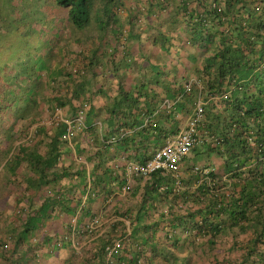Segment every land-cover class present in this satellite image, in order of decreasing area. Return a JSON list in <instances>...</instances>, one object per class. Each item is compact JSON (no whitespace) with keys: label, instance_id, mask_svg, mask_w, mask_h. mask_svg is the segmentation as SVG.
<instances>
[{"label":"crops","instance_id":"crops-1","mask_svg":"<svg viewBox=\"0 0 264 264\" xmlns=\"http://www.w3.org/2000/svg\"><path fill=\"white\" fill-rule=\"evenodd\" d=\"M162 1H135L140 9H148L138 22L135 16L139 10L127 11L125 6L129 7L131 0H122L125 6L118 10V24L103 30L72 27L67 9L55 4V11L51 9L48 16L53 28L39 36L41 42L44 40L43 46L35 45L26 52L30 56L23 55L16 61L9 57L11 60L8 58L3 64L5 70L0 72V239H11L7 232L12 225L21 226L29 213H33L30 204L33 196H36L37 209L48 194L62 196L66 199L65 206L70 208L65 211L56 207L51 217L32 232L28 243L39 245V249L22 251L27 264H70V261L75 264L87 259L106 264L104 258L100 262L98 249L118 237L125 238L121 263H260L255 259L264 254V244L255 246L251 240L260 234L264 239V231L261 232L262 224L254 218L255 212L250 211L247 220L238 222L224 215L223 229L216 237L208 232L198 233L194 228V221L200 222L205 215L211 195L199 194V184L186 170L187 160L181 165L183 180L182 184L177 180L176 197L172 199L174 196L170 194L169 200L149 202L146 207L140 206L145 193L152 194V198L157 194L144 188L146 179L128 174V166L152 156L164 135L184 130L197 103L206 97L201 71L208 52L200 45L189 43L193 26L187 18L181 13L173 16L179 0L170 3V14L161 10ZM122 33L129 36L126 50H119L111 57L105 48L114 45ZM34 44L32 41L31 48ZM129 57H132L130 63ZM84 64L88 65L87 77L70 79L72 68L77 71ZM188 83L197 93L195 106L193 103L188 105L190 110L171 112L173 101L169 97L173 98V93L176 95ZM81 84L87 87L91 118L82 128L74 129L70 137L60 138L61 157L50 173L41 178L29 155L47 154L52 136L58 130V120L67 123L73 114L74 105L57 107L59 99L73 92L83 97ZM120 88L133 97L140 96L139 109H128L129 112L124 109L118 116L112 113L113 97ZM49 102L56 107L51 108ZM49 114L53 116L52 121ZM199 145L200 153L196 158L191 154L189 163L194 160L198 166L215 169V173L225 178L224 160L217 152ZM54 175L57 176L54 186L41 185ZM98 176L106 181L97 183ZM182 193L195 195L191 201ZM230 193L225 187L217 194L228 196ZM16 214L21 215L19 219ZM96 217L100 219L99 226L88 232L87 227ZM175 217H183L185 222L172 228ZM211 219L217 221L214 216ZM142 226H146V232L137 230ZM185 227H191L192 231L184 233ZM157 228L161 230L154 231ZM147 234L153 235L149 243L156 244L162 254L154 257L145 251L141 243ZM60 239H69L68 246L57 247ZM6 253L9 256L11 252ZM2 256L0 253V264H10Z\"/></svg>","mask_w":264,"mask_h":264},{"label":"trees","instance_id":"trees-1","mask_svg":"<svg viewBox=\"0 0 264 264\" xmlns=\"http://www.w3.org/2000/svg\"><path fill=\"white\" fill-rule=\"evenodd\" d=\"M55 1L57 5L67 9L68 21L72 27L86 30L94 27L103 30L117 25L119 22L118 10L125 6L122 0ZM135 1L138 3V0H131V4L129 7L125 6V9L132 12V10L137 8L140 13L135 16V19L141 22L148 9L143 7L140 9ZM172 1L174 4L176 3L175 0L160 2L161 10L170 14L169 8ZM176 9L177 13L173 16L181 13L184 18H187L189 24L193 26V34L189 43L200 45L208 52L201 71L205 77L202 89L206 93V97H204L206 101L204 105L205 119L199 125V142L193 147L190 155L185 160L188 161L189 167L186 170L190 172V177L199 184L197 187L199 194L204 197L210 194L211 198L208 199L205 215L202 216L200 222L194 221L193 226L198 233L208 232L212 237H216L223 229L224 215L227 214L228 218L231 220L236 219L238 222V220H247L251 211L256 213L254 215L256 221L262 224L261 232L263 233L264 0H179ZM128 40L129 36L126 33H122L116 38L114 45L106 46L105 52L111 57L119 50L125 52ZM100 44L101 46L103 45V43ZM127 61L130 63L132 57H129ZM73 69L70 74L68 73L71 75L70 79L72 80L86 78L88 75V65L86 64L77 71ZM3 70H5L4 65L0 66V72ZM79 87L80 92H83V97L80 93L73 92L71 96L67 95L65 98L59 99V103L56 100H52L54 103H58L57 107H63L66 104L74 105L73 114L68 121H75L82 111L83 124L81 126L75 125V129L82 128L86 120L91 118L90 111L92 108L91 101L87 99L86 85L81 84ZM169 90L172 92L171 89ZM196 94L193 89L188 91L186 86L185 88L182 87L176 95L173 93V98L169 97V101H173L171 112L177 113L179 110H190L188 105H193L194 103L195 106L194 97ZM113 98L112 113L116 116L124 112V109L129 112L128 109L131 111L133 108H140V96L133 97L125 89L120 88L118 95ZM74 99H76V103H74ZM49 104L51 108L56 107L55 104L50 102ZM194 106L191 112H193ZM68 126V123L58 120V130L52 136L47 154L44 157L34 153L29 155L33 157L35 161L34 167L37 168L41 178L46 177L47 172L50 173V169L54 168L58 163L61 157L58 143L60 138L66 135ZM177 133L178 131L164 135L161 140L163 142H160L152 156L143 158L142 162L139 163L148 162L155 152L165 145L167 139ZM159 137L161 138V136ZM199 144L206 147L207 151L217 152L224 160L227 167L225 178H223V175L215 173V171L204 174L202 170L206 167L198 166V163L194 160L189 163L192 158L191 154L196 158V154L200 153L201 145ZM102 162L99 163V167ZM196 167L201 168L196 169ZM137 176L146 179L144 185L146 190L157 194L152 198V194L147 195L145 193L140 205L142 207H146L149 202L150 204L156 201L165 202L169 200L170 194L174 196L171 197L173 199L179 192L177 190L179 187L177 185V177L172 172L158 170L148 176ZM178 177L182 184V177L180 175ZM96 179L97 183L106 181L102 176H98ZM56 180L57 176L54 175L50 181H43L41 185L52 184L54 186V181ZM225 187L231 193L228 196L226 194L218 196V191L225 189ZM194 195L182 193L186 200H191V196L194 197ZM34 197L36 196L30 199L31 209L34 208L33 213H29L31 215L27 216L21 226L12 225V228L7 232L11 239H0V253L10 264L28 263L21 255L22 251L34 252L39 249V245H29L30 235L39 227L43 220L51 217V213L54 212L56 207L65 211L70 210L68 206H65L66 199L60 195L57 197L56 195L48 194L38 209L36 207L37 201H35ZM16 215L18 219L21 216L20 214ZM213 216L217 221L211 219ZM182 218H173L175 223H173L174 225L172 226L174 227L172 228H175L176 224L185 222L182 221ZM232 224L234 223L232 222ZM172 228L170 230H173ZM139 229L145 232L147 230L146 226L137 228V230ZM159 230L161 229H154V231ZM255 230L259 231L257 227H255ZM191 231V227L184 228V233L186 234ZM172 232L176 233L175 231ZM174 234H171V236L173 237ZM261 235H259L260 238L257 237V239L251 240L255 246L258 243L264 244V239H261ZM152 236L147 234L142 239L141 245L145 251L150 252L155 257V255L162 254L163 251L158 249L156 244L149 243L148 239H152ZM66 243H69V239H60L57 247L68 246ZM109 244L111 243H106L98 249L101 252L100 262L103 258L106 262V247ZM24 247H26L25 250H23ZM8 251L11 252L9 256L6 253ZM122 251L114 258V262L117 261L121 264L119 258ZM258 257L259 259L255 260L259 261V264H264V254L261 253ZM71 262L70 264H73ZM98 263V261L94 262L92 259H87L85 261L80 260L75 264Z\"/></svg>","mask_w":264,"mask_h":264},{"label":"built area","instance_id":"built-area-1","mask_svg":"<svg viewBox=\"0 0 264 264\" xmlns=\"http://www.w3.org/2000/svg\"><path fill=\"white\" fill-rule=\"evenodd\" d=\"M186 89L190 91L192 89V84L188 83ZM202 89V87H201ZM206 101L201 99L196 105L195 112L193 116L189 119L188 124L184 130L179 131L177 134L170 136L165 145L157 150L153 157L146 163H132L128 166L127 171L130 175H142L148 176L151 173L161 170L165 172H172L176 175L178 182L181 165L183 164L185 158H187L193 147L199 142V125L205 119V105ZM68 123V129L65 137H70L73 134L75 125L83 124L82 111L79 117L75 121H66ZM201 168V167H200ZM196 167V169H200ZM215 169L205 168L202 172L208 173ZM100 224V219L98 217L94 218L92 223L87 227L88 232H92ZM125 238L118 237L115 238L111 244L106 247V264H112L114 258L118 256L125 246ZM121 264H127L123 262Z\"/></svg>","mask_w":264,"mask_h":264},{"label":"rangeland","instance_id":"rangeland-1","mask_svg":"<svg viewBox=\"0 0 264 264\" xmlns=\"http://www.w3.org/2000/svg\"><path fill=\"white\" fill-rule=\"evenodd\" d=\"M55 4L54 0H0V38L3 37V42L0 40V66L9 57L16 61L23 55L30 56L26 52L33 50L35 45L43 46L44 40L41 42L39 36L53 28L48 16L51 9L55 11ZM15 38L17 41H13ZM32 41L35 44L31 48ZM52 118L49 114V121Z\"/></svg>","mask_w":264,"mask_h":264}]
</instances>
